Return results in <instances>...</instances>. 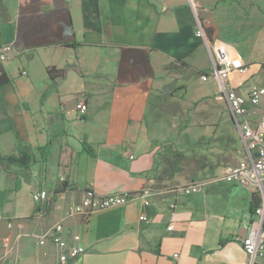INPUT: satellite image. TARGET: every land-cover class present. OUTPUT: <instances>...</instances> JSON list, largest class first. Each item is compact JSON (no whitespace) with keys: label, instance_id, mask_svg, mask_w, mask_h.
Here are the masks:
<instances>
[{"label":"crops","instance_id":"obj_1","mask_svg":"<svg viewBox=\"0 0 264 264\" xmlns=\"http://www.w3.org/2000/svg\"><path fill=\"white\" fill-rule=\"evenodd\" d=\"M198 20L249 65L232 75L238 91L264 86V0H0V46L14 48L0 61V78L8 79L0 80V155L49 145L48 159L27 175L17 164L0 168V264H54L57 247L38 239L59 221L86 247L67 264L247 259L237 237L252 228L264 236L256 192L219 181L175 208L165 192L222 175L247 156L227 99L230 124L216 108V81L199 73L212 70V58ZM50 67L67 68V76L53 82ZM247 107L258 126L264 97ZM198 108L205 116L190 119ZM40 188L48 199L35 201ZM145 189L159 192L143 196ZM88 192L129 199L66 217Z\"/></svg>","mask_w":264,"mask_h":264},{"label":"built area","instance_id":"obj_2","mask_svg":"<svg viewBox=\"0 0 264 264\" xmlns=\"http://www.w3.org/2000/svg\"><path fill=\"white\" fill-rule=\"evenodd\" d=\"M197 35L203 39L212 58V70L209 73L202 74L204 81L210 78L215 80L219 93L223 94L228 101L231 112L236 120L238 129L241 132L247 156L236 166L222 175L199 181L171 187L165 192L173 195L174 201L171 202L172 208L176 207L177 200L183 196L193 195L202 192L206 186L219 181H228L243 185L259 195L260 202L255 209V213L264 224V116L258 126H253L249 120L248 102L258 104L264 97V86L253 85L246 95L241 94L232 82L234 72L245 74L250 70L249 65L239 61L218 39H211L201 20H198ZM14 52L12 45L5 44L0 46V61L8 60L10 54ZM24 74L27 71H23ZM77 109L80 115H85L88 111V105L85 99H80L77 103ZM159 191L145 189L143 196H150ZM161 192V191H160ZM47 189L40 188L34 191L33 198L35 201L48 199ZM129 195L125 194H108L95 195L88 192L80 202L70 205L65 213L66 217L81 215L88 217L98 209H106L115 205L125 203ZM3 215L0 212V218ZM141 216V219H144ZM11 226V224H10ZM172 229V226L169 227ZM63 221H59L46 233L38 239L39 245H44L49 239L57 247L58 259L54 264H67L71 260L78 259L86 251V247L80 243L81 235L73 233L72 242L64 234ZM243 244L247 259L241 262H232L230 264H255L258 259L264 258V236L260 229L252 228L244 237H237ZM38 264H46L39 261Z\"/></svg>","mask_w":264,"mask_h":264},{"label":"trees","instance_id":"obj_3","mask_svg":"<svg viewBox=\"0 0 264 264\" xmlns=\"http://www.w3.org/2000/svg\"><path fill=\"white\" fill-rule=\"evenodd\" d=\"M49 75L52 78L53 82H57L60 79H63L67 76L68 69L58 70L55 67H50L48 69ZM199 73L204 74V71H199ZM1 81H6L4 76L0 78ZM83 148L93 155L92 147L86 142H83ZM49 157V145L39 146L36 148L30 147L29 145H20L18 147L17 153L10 155H0V168L9 167L11 164H17L22 173L27 175L31 166L39 161V158H42L43 161L47 160ZM1 170V169H0ZM8 170V169H5Z\"/></svg>","mask_w":264,"mask_h":264},{"label":"rangeland","instance_id":"obj_4","mask_svg":"<svg viewBox=\"0 0 264 264\" xmlns=\"http://www.w3.org/2000/svg\"><path fill=\"white\" fill-rule=\"evenodd\" d=\"M197 79H199V78L197 77L195 82H198ZM215 97H216L215 102L217 104L216 108L217 109L219 108L221 110V112L224 113V116H225L227 122L230 124L232 118H231V113L229 111V107H228V105L226 103V100L224 99L225 96L223 94H218ZM202 107H204V106H202ZM199 113H201V108H198L197 110H194L193 113L190 114V119L195 120L196 118H200L199 116H201V117L205 116L204 113H201V114H199Z\"/></svg>","mask_w":264,"mask_h":264}]
</instances>
